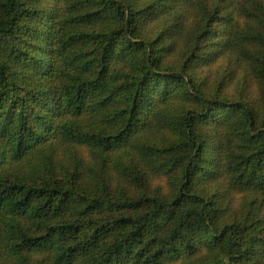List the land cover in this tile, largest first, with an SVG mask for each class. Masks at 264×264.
Returning a JSON list of instances; mask_svg holds the SVG:
<instances>
[{
  "label": "trees",
  "instance_id": "1",
  "mask_svg": "<svg viewBox=\"0 0 264 264\" xmlns=\"http://www.w3.org/2000/svg\"><path fill=\"white\" fill-rule=\"evenodd\" d=\"M232 193L264 196V0H0V264H264Z\"/></svg>",
  "mask_w": 264,
  "mask_h": 264
},
{
  "label": "rangeland",
  "instance_id": "2",
  "mask_svg": "<svg viewBox=\"0 0 264 264\" xmlns=\"http://www.w3.org/2000/svg\"><path fill=\"white\" fill-rule=\"evenodd\" d=\"M183 47V42L181 40L177 43V51L179 52ZM176 56H179V54H176ZM224 61L220 62V67H226ZM244 74H242L243 76ZM248 82V89L250 91H253L255 95H257V86L255 85V81L249 79ZM235 87L231 86L229 88V95H236L237 93L235 91ZM84 158H87V153L82 152ZM126 187V185H125ZM129 189H131L128 186ZM152 188L158 189L160 188L162 192L168 191L170 189L167 181L163 179L162 177H157L152 182ZM223 191L220 188L215 189V192ZM228 204V213L226 214V218L230 219L231 221L240 220L247 217H253L255 215L258 216H264V196L260 194H251L249 196L243 195V193H232L229 194V198L227 200Z\"/></svg>",
  "mask_w": 264,
  "mask_h": 264
}]
</instances>
